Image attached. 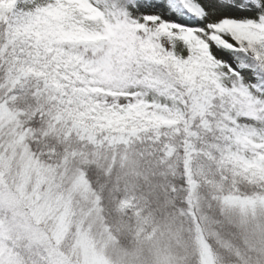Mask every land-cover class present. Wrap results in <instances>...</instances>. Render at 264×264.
<instances>
[{
  "label": "snow or ice",
  "instance_id": "1",
  "mask_svg": "<svg viewBox=\"0 0 264 264\" xmlns=\"http://www.w3.org/2000/svg\"><path fill=\"white\" fill-rule=\"evenodd\" d=\"M0 264H264V0H0Z\"/></svg>",
  "mask_w": 264,
  "mask_h": 264
}]
</instances>
